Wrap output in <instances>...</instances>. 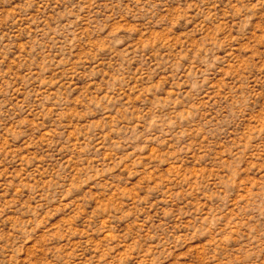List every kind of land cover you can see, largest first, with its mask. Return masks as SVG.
Masks as SVG:
<instances>
[{
	"label": "rangeland",
	"instance_id": "obj_1",
	"mask_svg": "<svg viewBox=\"0 0 264 264\" xmlns=\"http://www.w3.org/2000/svg\"><path fill=\"white\" fill-rule=\"evenodd\" d=\"M0 264H264V0H0Z\"/></svg>",
	"mask_w": 264,
	"mask_h": 264
}]
</instances>
